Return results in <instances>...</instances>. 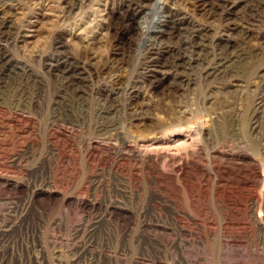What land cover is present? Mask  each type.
Here are the masks:
<instances>
[{
	"label": "rangeland",
	"instance_id": "1",
	"mask_svg": "<svg viewBox=\"0 0 264 264\" xmlns=\"http://www.w3.org/2000/svg\"><path fill=\"white\" fill-rule=\"evenodd\" d=\"M185 1L189 0H162L160 3L179 18L184 17L181 28H188L190 24L205 28V44L208 43L209 51L218 52L227 43H238L243 48L241 60L227 63L222 68L224 74L216 78L203 81L196 76L197 71H186L192 80L187 82L185 75L175 70H162L158 64L152 68L150 76L141 75L138 70L140 75L134 77V71L130 69L135 70L134 56L142 51L141 41L135 32L144 20L151 19L159 0L146 1L141 13L133 18L130 32L120 35L116 41L112 29L108 32L106 26L113 28L120 19L119 0H94L76 15V19L63 26L52 17L44 18L34 26V34L24 42H16L17 47L10 50L9 57L14 58L12 62L21 65L24 61L25 67L34 73L44 88L52 86L58 73L45 72L36 56L51 53L52 32L61 27V30L72 34L65 52L87 51L100 60L110 57L111 60L127 63L124 82L130 81L135 92L140 91L149 103L143 110L145 119L141 124L144 125L123 122L122 107L127 97L124 86L115 87L108 81L94 80L87 73L72 79L88 112L97 100L107 102L115 109L109 117L113 121L118 120L116 127L119 135L113 137L111 144L117 143V149L118 143L125 140L141 154L153 150L174 153L180 148L190 151L196 142L203 141L200 129L204 132L210 129L225 131L229 134L226 137L236 144L233 150L240 152L237 148L243 147L242 154H239L247 157L257 168L258 202L245 203L236 195L229 199L215 195V174L209 164L207 170L211 180L208 184H199V174L194 172L190 182L179 181L170 187L168 193L144 180L133 183L128 176L112 173L108 168L97 167L87 172L82 158L78 161L79 169L67 172L69 178L66 182L47 181L51 176L47 159L51 153L49 150L54 152V147L44 135L43 120L48 117L50 107L61 101V96H56L52 88H48V94L45 88L40 101L32 103L33 112L44 113L40 117L34 115L41 135H34L25 141L23 138L28 136L22 135L23 141L21 138L14 139L13 146L0 145V220L11 224L17 219L16 226L5 234L10 238L6 253L10 255L13 250L15 256L20 257L11 264H73L72 256L78 251L85 258L80 264H264V135L252 130L257 120L259 131H264V110L254 117L255 103L264 83V52H255L259 41L264 39V12L256 20L247 22V14L255 0H200L201 7L195 10L189 8ZM103 6H107L113 21L96 31L93 43L86 46L82 41L85 36L79 33L93 20L92 10ZM168 27L164 25L162 29L168 31ZM160 41L164 46L170 42L167 35H162ZM114 44L124 50L114 49ZM14 70L9 69L6 76H14ZM154 80L158 84L155 88ZM208 98L211 100L207 101ZM8 114L11 115L10 112ZM90 120L87 115L82 130H77L76 135L66 136V148L73 145L80 149L90 139H102L93 136L97 135L95 133L90 135ZM158 124L164 126L166 134L151 142L153 136L148 130ZM234 133L237 135H232ZM2 136L0 140L6 138ZM224 136L210 135V147L218 148ZM202 152L206 153L205 150ZM167 170L164 171L171 174ZM190 170L187 168L185 172L190 173ZM223 176V182L231 178L232 185L236 183L235 177L226 173ZM6 181L17 185L18 190H5L2 184ZM79 201L92 204L93 208L83 210L78 207ZM110 206L111 210L114 209L111 218L97 220ZM97 221L91 234L77 237L76 230L90 227ZM146 226L149 229H145ZM84 243L90 247L81 249ZM90 258L91 263L88 262Z\"/></svg>",
	"mask_w": 264,
	"mask_h": 264
},
{
	"label": "bare ground",
	"instance_id": "2",
	"mask_svg": "<svg viewBox=\"0 0 264 264\" xmlns=\"http://www.w3.org/2000/svg\"><path fill=\"white\" fill-rule=\"evenodd\" d=\"M93 1L94 0H0V135H3L2 138L6 137L4 140H0V145L13 146V140H19V138L22 140V135L28 136L23 138L24 141L34 135H41L36 128L34 115H39L38 117H40L44 115V113L40 111L39 113L33 112L32 106L34 104L32 105V103L40 101L42 96L41 93L44 91L43 89L46 88L45 92L48 93V88H52L51 90L52 92L54 91L56 96H61V101L55 102V107H50L49 111L47 109L48 117L46 116L47 118L43 120L44 135H47L48 141L51 142L50 144L54 147V152L49 150L51 153L47 159L51 170V176L48 174L50 177L47 179L45 178L47 181L66 182L69 178V176H66L67 172L79 169L78 161L82 158L88 170L87 172L97 167L108 168L112 173L128 176L129 180L133 183L144 180L146 183L154 184L165 193H168L170 192V187H174L179 181L187 183L190 178L194 177V172L199 174L197 176L199 184H208L211 180L210 173L207 170L209 164L215 174L213 187L215 195L219 198L225 197L226 199L236 195L243 199L245 203L253 201L254 204H256L258 202L256 187L259 179L255 173L257 168L255 169L254 164L251 163L247 157L241 156V149H243V147L240 146V148H237L240 152L237 150L235 152L233 150L236 144L231 138L226 137V135L229 134L225 131L214 132L210 127V130L207 132L200 129V135L204 136V139H202L203 141L196 142L190 151H185L186 149L182 147L183 149L180 148L174 153L153 150L152 152L141 154L142 152L139 150L136 151L137 148L133 149V145L131 146L129 141L127 142L124 139V141L118 143L117 149V143L111 144V141H114L112 140L113 137L119 135L117 131L118 128L116 127L118 125L117 123H119L116 122L118 120L113 121L109 117L115 109L109 106L107 102L97 100L91 105L92 107L90 106V108H92L91 112H88L82 101V96L72 79L75 76L87 73L88 76L94 80L108 81V84L115 87L124 86L125 95H127V97L125 96V105L122 107L124 116L123 122L129 125H139L142 120L145 119L143 118V110L149 103L145 100L144 96L142 97L140 91L135 92L136 89L130 84V81L129 83L124 82V73L126 72L125 70H127L125 65L127 63L123 64V62H119L115 59L111 60L110 57L100 60L87 51L78 52V50L73 54L71 52H65L64 48L67 46L66 44L71 42L69 37H72V34L69 35L70 33L65 29L61 30V27H59V29L56 28L57 30L52 32L50 41L51 53L40 55V57L36 56V58H39V65L44 68L45 72L49 73V71H54V73H58L51 84L52 86L47 84L49 87L44 88L41 82L36 80L34 73L25 67L24 61H21L23 63L22 65L19 62H12L14 58L9 57L11 56L10 50L14 49L16 42L20 40L24 42L28 36L34 34V26L42 19L52 17L57 24L63 26L66 22V24H68L69 20L76 19V15L85 7L92 4ZM119 1L121 11L120 19L113 28L111 25H108L109 27L106 26L108 32L112 29L114 41H116V38L120 35L130 32L133 18L143 9L144 3L148 0ZM185 2L189 8L194 10L201 7L200 0H191V2L189 0ZM106 7L107 6H103V8L92 10L93 20L89 21L86 27L80 31L79 34L85 36L82 41L86 46H90L93 43L96 31L98 32L106 23H111L113 21L111 12L107 10ZM155 7L152 17L159 15L160 20L153 24L151 23L152 17L149 21L146 19L135 32L137 39L141 41L142 51L138 56H134V61L136 63L135 70H132V68L130 69L134 71V77L140 75L138 70L141 72V75L150 76L152 68L158 64L162 70H175L181 75H185L187 82L192 80L190 74H186V71H191L192 73L197 71L196 76L205 81L210 77H218L224 72H222V68L225 67L227 63L236 59L241 60L242 56H244L243 48L238 43L233 45L227 43L225 47L218 49V52L209 51L208 43L205 44L207 38V31L205 28H201L198 24H190L188 28H181V22L185 20L184 17L179 18L172 10H167L166 7H163L160 2H156ZM161 8L163 9L162 12L160 11ZM262 12H264V0L253 1L251 3V10H249L247 14L248 20L246 19V21L250 22V20H256L261 17L260 14ZM146 23H148L149 31L144 33L143 27ZM164 25L169 26L168 31L162 29ZM106 28L104 27V30ZM162 35H167L168 41H170L166 43L168 46H164L165 44H162L163 42L160 41ZM259 42L255 52L263 53L264 39H261ZM114 49L124 50L123 47L115 44ZM153 56H156V58H153ZM8 66L16 70H14L16 74L12 77L6 76L7 71L11 69L8 68ZM157 85V81H155L153 84L154 88ZM261 85L263 86L257 98V102L255 103L254 113L256 115L254 117L261 115L264 110V83ZM130 91L131 93H129ZM151 91L148 92L149 95L152 94ZM210 100L211 98L207 99V101ZM174 108L176 107L174 106ZM180 109L181 108L178 110ZM8 111L11 115L8 114ZM87 115L91 119V122L89 121L90 135L95 133L97 135L93 136L101 137L102 139H100V141L96 139L93 141L89 138L90 140H88L82 148L80 147V149H77V146L70 145V147H67L69 150L66 151L65 140L68 138L66 136L78 134L77 130H82L83 122ZM253 126L254 128L252 130L254 132L257 131L258 134L264 135V131H259L260 128L259 125H257V120L253 123ZM148 133H152L153 139L150 141L154 142L159 139L158 137H162L166 134V129L163 125L158 124L155 128L149 129ZM213 134L225 135L221 138L222 140L218 148L210 147L212 145L210 142V135ZM232 135H237V133ZM6 139H8V141H6ZM33 139H35V137ZM262 146L264 147V144ZM203 150L206 151L205 154L202 152ZM180 151L182 153H178ZM212 164L216 166L213 165L214 167H212ZM166 168L171 174H167L164 171ZM187 168L191 169L190 173H188L189 171L185 172ZM225 173L236 178V183L233 184L235 186L232 185L233 181L231 178H228L227 182H225V180L223 182L222 178ZM151 174L153 175L152 177H150ZM2 186L5 190H18L17 185L10 184V182L7 181L4 182ZM193 199L194 198H192V200ZM78 207L83 210H91L93 205L79 201ZM254 208L256 209L257 207ZM111 209V206L108 207L107 210L109 212L104 211V214L98 216L97 220L101 217L110 219L114 210ZM16 221L9 224L5 222V220H0V264H11V261L15 258H17L16 260L20 258L15 256V252L12 249L13 253L10 255L6 253L9 248L8 241H10V238H7L5 234L16 224ZM95 223H98V221L93 222L90 227L83 229L78 228L80 230H76L78 233V235L76 234L77 237L82 238L84 235L91 234L94 231L93 225H95ZM146 228L149 229L147 226L145 229ZM89 247V244L86 245L84 243L81 249ZM72 257L74 258L73 264H80L84 255L78 251ZM88 262L91 263L92 259H88ZM21 264L24 263L21 262Z\"/></svg>",
	"mask_w": 264,
	"mask_h": 264
},
{
	"label": "clouds",
	"instance_id": "3",
	"mask_svg": "<svg viewBox=\"0 0 264 264\" xmlns=\"http://www.w3.org/2000/svg\"><path fill=\"white\" fill-rule=\"evenodd\" d=\"M159 2L162 3V0H159ZM154 7H155V6H154ZM160 11L162 12L163 9L161 8ZM159 20H160L159 15L154 16V17H152L151 23L155 24V23H156L157 21H159ZM143 31H144V33H147V32L149 31L148 23H146V24L144 25V27H143Z\"/></svg>",
	"mask_w": 264,
	"mask_h": 264
}]
</instances>
